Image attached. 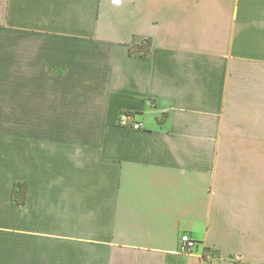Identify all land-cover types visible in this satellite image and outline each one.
I'll list each match as a JSON object with an SVG mask.
<instances>
[{
  "label": "crops",
  "instance_id": "obj_1",
  "mask_svg": "<svg viewBox=\"0 0 264 264\" xmlns=\"http://www.w3.org/2000/svg\"><path fill=\"white\" fill-rule=\"evenodd\" d=\"M0 264H264V0H0Z\"/></svg>",
  "mask_w": 264,
  "mask_h": 264
},
{
  "label": "built area",
  "instance_id": "obj_2",
  "mask_svg": "<svg viewBox=\"0 0 264 264\" xmlns=\"http://www.w3.org/2000/svg\"><path fill=\"white\" fill-rule=\"evenodd\" d=\"M118 122L122 126L134 129H140L143 126V122L140 119H137L132 113L125 111L119 113ZM198 244V240L190 233H183L179 240V252L183 254H191L196 251ZM210 255L212 256V254Z\"/></svg>",
  "mask_w": 264,
  "mask_h": 264
},
{
  "label": "rangeland",
  "instance_id": "obj_3",
  "mask_svg": "<svg viewBox=\"0 0 264 264\" xmlns=\"http://www.w3.org/2000/svg\"><path fill=\"white\" fill-rule=\"evenodd\" d=\"M138 41V40H137ZM136 40H134L133 41V43H132V48H131V51L133 50V52H138V53H140V51L142 50V51H144V52H148L149 50H150V48H151V42H149V40L148 39H143L141 42L140 41H138L137 42ZM121 112H123V111H121ZM125 112H129V111H125ZM129 113H132L136 118H137V116H138V113H135V112H129ZM118 118H119V114H118ZM138 119V118H137ZM141 120V119H140ZM118 121V120H117ZM142 122H143V120H141ZM119 123V122H118ZM124 127H126V126H124ZM143 127V126H142ZM199 245H200V243L198 244V247H197V249H199ZM197 249H196V251H197ZM210 250L211 249H208V248H204L203 249V254H204V256H203V258H209V257H211V252H210ZM195 251V252H196ZM195 252H193V253H195ZM193 253H191V254H193Z\"/></svg>",
  "mask_w": 264,
  "mask_h": 264
},
{
  "label": "trees",
  "instance_id": "obj_4",
  "mask_svg": "<svg viewBox=\"0 0 264 264\" xmlns=\"http://www.w3.org/2000/svg\"><path fill=\"white\" fill-rule=\"evenodd\" d=\"M136 41H137V40H136ZM137 42H138V41H137ZM140 42H141V41H140ZM149 42H150V41H149ZM132 52H133V50H132ZM141 53L144 54V53H146V52H144V51L141 50ZM19 200H20V202H23V201L25 200L24 195H21V197H20Z\"/></svg>",
  "mask_w": 264,
  "mask_h": 264
}]
</instances>
